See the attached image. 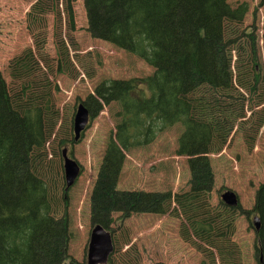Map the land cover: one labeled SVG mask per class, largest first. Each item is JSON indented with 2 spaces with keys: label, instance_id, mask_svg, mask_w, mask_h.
<instances>
[{
  "label": "trees",
  "instance_id": "16d2710c",
  "mask_svg": "<svg viewBox=\"0 0 264 264\" xmlns=\"http://www.w3.org/2000/svg\"><path fill=\"white\" fill-rule=\"evenodd\" d=\"M83 5L93 39L154 70L146 78L103 81L88 102L92 118L104 106H119L90 195L91 224L111 234L116 222L133 215L175 214L180 238L197 242V251L207 253L212 264L235 261L232 214L239 206L211 204L207 156L215 140L226 142L236 124L246 121L244 93L255 94L262 86L255 39L250 34L247 42L243 36L239 41L231 33L244 20L247 5L232 8L227 0H83ZM64 11L72 25L69 3ZM20 69L14 75L21 79L27 66ZM50 107L48 96L26 83L11 96L0 73V264H83L68 256L66 216L52 215L53 197L39 175L54 129ZM174 125L182 128L175 154L187 158L188 191L118 190L125 152ZM252 212L260 220L256 264H264V182Z\"/></svg>",
  "mask_w": 264,
  "mask_h": 264
},
{
  "label": "rangeland",
  "instance_id": "374dc122",
  "mask_svg": "<svg viewBox=\"0 0 264 264\" xmlns=\"http://www.w3.org/2000/svg\"><path fill=\"white\" fill-rule=\"evenodd\" d=\"M68 3L73 12L72 25L64 11ZM227 3L232 8L247 5L244 20L231 33L239 41L243 36L247 42L250 34L255 39L262 86L255 94L244 93L241 105L247 112L246 121L236 124L226 142L215 140L207 156L213 173L210 202L225 206L220 197L226 191L237 196L232 241L238 253L235 261L227 258L225 263L256 264L252 221L257 215L252 210L255 193L264 182V0ZM237 58L233 51V68ZM21 65L27 70L20 79L14 73L23 71ZM153 72L136 56L90 36L83 0H0V73L11 96L26 83L46 94L51 103L54 129L44 147L39 175L53 197L52 215L56 219L66 216L68 256L79 263L86 264L93 227L90 195L119 111V106L112 103L92 118L88 102L103 81L141 79ZM35 94L40 96L39 92ZM79 104L88 109L90 120L80 139L74 141L73 118ZM181 131L174 125L147 145L126 151L117 189L173 195L188 191L187 158L175 154ZM63 149L80 167L78 178L66 193ZM175 216L133 215L116 222L111 229L113 264H212L207 253L197 251V242L186 243L180 238V220Z\"/></svg>",
  "mask_w": 264,
  "mask_h": 264
},
{
  "label": "water",
  "instance_id": "95a60500",
  "mask_svg": "<svg viewBox=\"0 0 264 264\" xmlns=\"http://www.w3.org/2000/svg\"><path fill=\"white\" fill-rule=\"evenodd\" d=\"M89 120L90 114L88 109L83 104H79L73 118L74 141L80 139L81 134L89 124ZM61 155L63 159L65 191H67L74 185L78 178L80 167L74 160L68 157L66 149L62 150ZM220 199L227 207L235 208L238 206L237 196L231 191L224 192ZM252 223L255 232H258L260 230L259 217L255 216ZM112 252L113 242L110 232L106 231L100 225L93 226L89 236L86 264H108V259Z\"/></svg>",
  "mask_w": 264,
  "mask_h": 264
}]
</instances>
